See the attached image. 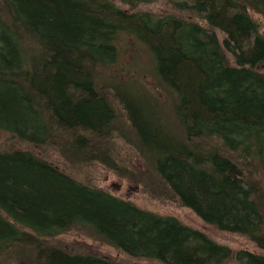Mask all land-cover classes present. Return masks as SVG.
Segmentation results:
<instances>
[{
	"label": "trees",
	"instance_id": "16d2710c",
	"mask_svg": "<svg viewBox=\"0 0 264 264\" xmlns=\"http://www.w3.org/2000/svg\"><path fill=\"white\" fill-rule=\"evenodd\" d=\"M152 1L0 0V131L76 165H113L119 139L152 174L153 196L258 251H233L33 148L0 147V257L11 246L13 264H122L46 241L84 226L164 264H264V0L174 1L202 23L133 9ZM129 41L154 61V103L129 90ZM157 88L172 98L169 119Z\"/></svg>",
	"mask_w": 264,
	"mask_h": 264
},
{
	"label": "rangeland",
	"instance_id": "374dc122",
	"mask_svg": "<svg viewBox=\"0 0 264 264\" xmlns=\"http://www.w3.org/2000/svg\"><path fill=\"white\" fill-rule=\"evenodd\" d=\"M174 1L181 0H154L148 3H140L133 9L149 10L156 14H174L179 17L188 18L202 23V20H200L199 17H196L193 13L179 10L175 7ZM119 5H121L125 10H128L126 5ZM127 44H131V48L126 49L123 52V61L131 67L129 76L136 79L139 84V86L132 84V87H130L129 90L134 93V96L136 93L139 95L145 94L143 96L153 102L154 98H152L149 92L145 91L147 88L150 89L149 86L155 84V82L152 81L154 61L150 52L147 48L137 43H131V41H129ZM132 62H134L133 64L137 69L142 68L143 72L141 73L139 70L135 69ZM154 90L156 91V95L159 97V101L161 102L162 100L159 108L163 110V113L166 115L167 119H169L172 98L167 94V92H163L160 88ZM109 146L112 157L111 161L114 163L113 165L109 166L99 161L85 163V165H76L63 160L57 147H42L39 145L32 146L28 143H22L21 140L10 137L8 134L6 135L4 132L0 131L1 148H33L35 152L47 156L49 159L57 163L63 170L72 174L75 178L87 181L94 186L111 191L120 197L130 199L140 207L156 211L160 214H170L176 216L182 222L202 229V231H204L212 239L228 245L231 249H233V251L240 248L258 251L254 243L251 242V240H249L245 235L221 231L215 226L207 224L201 220L190 208L166 198L153 196L147 188V185H153L151 183L152 174L149 175V177L146 176L147 178L144 174H142L144 167L141 164L136 163L137 161L135 160L137 156L134 154L131 147L119 139L112 142ZM146 179H148L149 183ZM46 241L48 243H54L62 246L70 251L94 253L122 264H164L157 259L134 257L126 254L117 249L114 245L94 234L91 229L84 226L73 227L58 236L46 239ZM10 248L5 257H0V264H13L15 262ZM26 254L29 255L28 253ZM221 264L237 263L232 259Z\"/></svg>",
	"mask_w": 264,
	"mask_h": 264
}]
</instances>
